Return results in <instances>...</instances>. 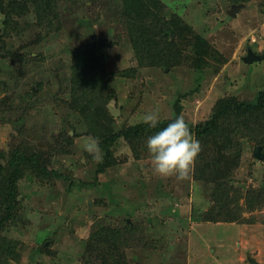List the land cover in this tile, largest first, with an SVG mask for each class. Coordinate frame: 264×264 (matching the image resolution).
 I'll return each mask as SVG.
<instances>
[{"label": "rangeland", "instance_id": "1", "mask_svg": "<svg viewBox=\"0 0 264 264\" xmlns=\"http://www.w3.org/2000/svg\"><path fill=\"white\" fill-rule=\"evenodd\" d=\"M26 1L0 59V98L8 93L12 105L23 98L25 115L16 120L12 105L0 103V154L29 145L45 153L58 175L40 170L18 181L15 216L0 229L6 237L0 264H113V253L121 264H264V205L250 208L245 201L249 187L263 185L264 161L253 155L256 143L249 136L240 139L238 164L217 182L197 176V157L186 180L158 176L146 141L136 155L123 137L112 148L115 162L97 172L98 162L85 150L94 137L65 106L72 58L85 51L105 68L114 91L106 107L110 112L111 102L118 109L110 112L116 128L156 110L159 120L171 118L177 101L189 126L207 118L221 96L255 102L264 89V56L252 62L242 56L248 46L264 52V0H148L164 21L179 14L216 49L200 79L187 50L175 53L171 65L132 70L141 55L126 29L123 0H54L50 18H37ZM3 2L8 8L15 3ZM239 2L244 6L236 15L228 14ZM224 191L235 197L231 211L245 220L228 221L225 213L219 220L203 218L217 210ZM125 219L135 229L130 236Z\"/></svg>", "mask_w": 264, "mask_h": 264}, {"label": "trees", "instance_id": "2", "mask_svg": "<svg viewBox=\"0 0 264 264\" xmlns=\"http://www.w3.org/2000/svg\"><path fill=\"white\" fill-rule=\"evenodd\" d=\"M12 1L15 3H10L8 8L6 7L8 3L0 0V12L3 14V31L0 33V59L5 57L1 52V47L5 37H7V32L18 25L14 16L21 15L28 8L26 0ZM31 2L37 18L51 17L52 7L55 5L54 0H31ZM147 2L148 0H123L126 29L131 37L133 47L141 55L136 56V66H132V70L136 71V68L148 64L153 66L171 65L177 57L175 53L187 50L192 53L193 57L190 56V53H185V57L191 59V64L199 72L198 79H200V74L209 66L211 53L215 52L216 49L204 35L194 31L191 25L184 22L179 14L172 13L169 20L164 21L148 7ZM86 50L88 52L89 49ZM82 51H85L84 46ZM85 53L86 51L80 54L74 53L75 56L72 58L69 80L70 103L68 102L65 106L81 117L88 133L98 140L102 161L97 163L95 171L103 172L116 160L112 148L118 138L123 137L127 140L134 153L138 155L139 149L147 137L161 130L179 116L180 103L179 101L175 102L176 113L174 116L158 120L155 128L143 123V121L116 128L114 117L106 107L107 100L114 95V91L107 81L105 68L97 62L96 58H93L92 54ZM14 54L16 53H11V55ZM16 76L19 75H15L14 78ZM29 93H33L31 87ZM21 99V102L18 101L12 105L8 93L0 98V103L3 105L5 103L8 107L12 105V109L18 113L15 115L16 120L22 119L25 115L24 99ZM189 128L201 141V151L197 156V164L200 166L197 176L213 182H217L221 178L226 179L231 170L238 164L235 157H237L240 149L241 138L249 136L261 146V151L264 153V89L263 93L257 96L255 102L238 99L234 95H224L217 98L212 105L210 115L193 126H189ZM64 136L71 137L68 131ZM1 157L4 162L0 163V205L5 213L0 216V229L8 219L10 220L15 216L14 210L18 202V181L25 173L37 174L38 171L44 170L46 176L58 175L55 170L48 168L49 160L44 152L26 144L12 146L8 154H0V159ZM259 159L264 161V158ZM205 174L214 175V177H206ZM235 192V196L239 194L237 189ZM229 194L230 192L224 191L217 200V210H214L213 207L204 214L203 218L219 220V215L221 217L225 213L224 217L228 221L245 220V218L239 217L240 212L231 211L230 205L236 200ZM245 201L250 208L264 205V182L262 186L257 188L249 187ZM124 222L125 234L130 236L135 229L132 228L130 221L125 219ZM4 241H6V237H0V247H3ZM4 253L2 248L0 260L5 258ZM113 254H111L110 263L121 264L122 257Z\"/></svg>", "mask_w": 264, "mask_h": 264}, {"label": "clouds", "instance_id": "3", "mask_svg": "<svg viewBox=\"0 0 264 264\" xmlns=\"http://www.w3.org/2000/svg\"><path fill=\"white\" fill-rule=\"evenodd\" d=\"M159 120L158 110L146 113L142 121L155 128ZM146 147L151 155L154 174L161 177L175 176L178 181L189 178L196 157L201 151L188 123L183 116H177L161 130L147 137ZM85 150L93 155L97 162L102 161L99 142L89 138Z\"/></svg>", "mask_w": 264, "mask_h": 264}, {"label": "water", "instance_id": "4", "mask_svg": "<svg viewBox=\"0 0 264 264\" xmlns=\"http://www.w3.org/2000/svg\"><path fill=\"white\" fill-rule=\"evenodd\" d=\"M244 6L243 2H239V3H233L231 4V6L228 8L227 12L228 14L235 16L236 12ZM264 56V52L263 53H257L255 52L252 47L248 46L247 47V51L246 54L242 56V60H244L245 62H252L256 59H260ZM109 110L113 115L117 114L118 109L113 107V104L110 102L108 104ZM252 153L255 157L258 158H264V153L261 151V146L256 144L254 145L253 149H252ZM252 259V258H251ZM253 264H257L256 261H254V259H252Z\"/></svg>", "mask_w": 264, "mask_h": 264}]
</instances>
